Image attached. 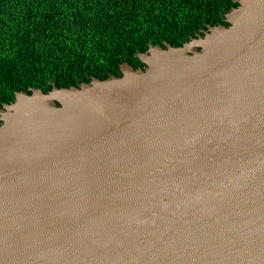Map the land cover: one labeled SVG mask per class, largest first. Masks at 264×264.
Segmentation results:
<instances>
[{"label": "water", "instance_id": "95a60500", "mask_svg": "<svg viewBox=\"0 0 264 264\" xmlns=\"http://www.w3.org/2000/svg\"><path fill=\"white\" fill-rule=\"evenodd\" d=\"M144 68L0 109V264H264V0Z\"/></svg>", "mask_w": 264, "mask_h": 264}, {"label": "trees", "instance_id": "16d2710c", "mask_svg": "<svg viewBox=\"0 0 264 264\" xmlns=\"http://www.w3.org/2000/svg\"><path fill=\"white\" fill-rule=\"evenodd\" d=\"M233 0H0V109L15 92L79 87L144 68L149 47H180L228 26ZM1 124V121H0Z\"/></svg>", "mask_w": 264, "mask_h": 264}, {"label": "bare ground", "instance_id": "6f19581e", "mask_svg": "<svg viewBox=\"0 0 264 264\" xmlns=\"http://www.w3.org/2000/svg\"><path fill=\"white\" fill-rule=\"evenodd\" d=\"M104 264H115V262L104 261ZM118 264L120 263L118 262Z\"/></svg>", "mask_w": 264, "mask_h": 264}]
</instances>
